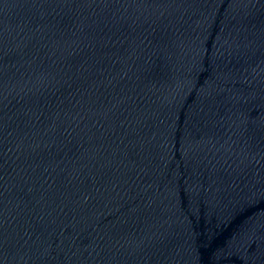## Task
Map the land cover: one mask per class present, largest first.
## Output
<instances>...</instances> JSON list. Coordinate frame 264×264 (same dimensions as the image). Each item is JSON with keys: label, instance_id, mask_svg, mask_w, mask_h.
<instances>
[{"label": "water", "instance_id": "obj_1", "mask_svg": "<svg viewBox=\"0 0 264 264\" xmlns=\"http://www.w3.org/2000/svg\"><path fill=\"white\" fill-rule=\"evenodd\" d=\"M0 264H264V0H0Z\"/></svg>", "mask_w": 264, "mask_h": 264}]
</instances>
